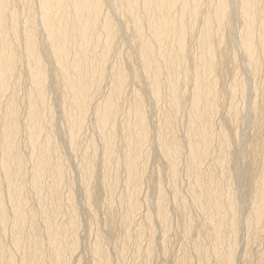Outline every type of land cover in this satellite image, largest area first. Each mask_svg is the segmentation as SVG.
<instances>
[{"label":"bare ground","instance_id":"obj_1","mask_svg":"<svg viewBox=\"0 0 264 264\" xmlns=\"http://www.w3.org/2000/svg\"><path fill=\"white\" fill-rule=\"evenodd\" d=\"M0 264H264V0H0Z\"/></svg>","mask_w":264,"mask_h":264}]
</instances>
